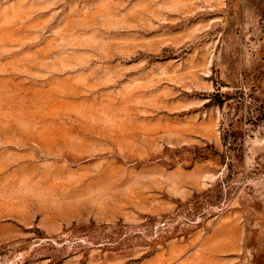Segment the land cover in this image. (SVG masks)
Returning <instances> with one entry per match:
<instances>
[{
	"label": "rangeland",
	"instance_id": "1",
	"mask_svg": "<svg viewBox=\"0 0 264 264\" xmlns=\"http://www.w3.org/2000/svg\"><path fill=\"white\" fill-rule=\"evenodd\" d=\"M0 264H264V0H0Z\"/></svg>",
	"mask_w": 264,
	"mask_h": 264
}]
</instances>
